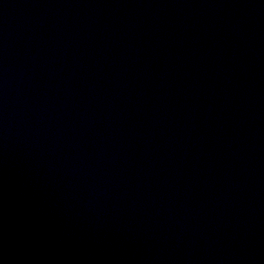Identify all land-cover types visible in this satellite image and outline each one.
I'll use <instances>...</instances> for the list:
<instances>
[{"label":"water","instance_id":"95a60500","mask_svg":"<svg viewBox=\"0 0 264 264\" xmlns=\"http://www.w3.org/2000/svg\"><path fill=\"white\" fill-rule=\"evenodd\" d=\"M0 264H264V0H0Z\"/></svg>","mask_w":264,"mask_h":264}]
</instances>
